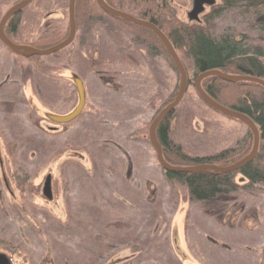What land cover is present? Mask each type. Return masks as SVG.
I'll list each match as a JSON object with an SVG mask.
<instances>
[{
    "label": "rangeland",
    "instance_id": "374dc122",
    "mask_svg": "<svg viewBox=\"0 0 264 264\" xmlns=\"http://www.w3.org/2000/svg\"><path fill=\"white\" fill-rule=\"evenodd\" d=\"M19 1L0 0V19ZM163 1L184 25L220 28L207 24L212 8H206L194 23L187 19L193 0ZM20 18L13 43L32 44L46 30H68L69 0H34ZM113 40L120 43L115 46ZM133 40L126 27L107 22L95 24L85 35L77 29L68 47L33 60L11 54L0 43V255L9 264H262L264 184L246 188L247 181L236 175L239 190L223 200L219 220L213 204L193 202L184 186L167 181L148 130L178 90L180 79L158 48L157 55H150ZM47 46L35 44L34 48L45 51L50 49ZM89 53L103 55L101 73L86 65ZM73 74L83 79L85 106L67 127L55 125L43 116L68 114L77 105L75 87L69 81ZM102 76L110 79L105 85ZM189 79L169 123L170 140L190 157H209L232 148L246 127L204 104L195 81ZM4 102L12 111L7 116L1 114ZM89 121L101 122L106 129L87 127ZM13 132L44 138L41 163H36L34 152L24 153L32 149L25 142L13 156ZM55 151L61 156L50 158ZM94 153L101 159L100 169L111 168L113 175H93ZM169 162L173 167H191L184 161ZM81 169L89 172V187L106 179L112 182L107 186L111 192L88 193ZM47 176L51 177L50 201L42 194ZM99 195L107 197L110 210L99 208L98 202L90 209ZM68 208L74 219L83 220L74 228L67 221ZM45 217L67 221L70 229L62 233L72 236V248L56 240V230ZM119 219L135 224L130 238L134 243H118L127 235L115 238L112 229L106 235L104 226ZM99 236L112 245L100 256Z\"/></svg>",
    "mask_w": 264,
    "mask_h": 264
},
{
    "label": "trees",
    "instance_id": "16d2710c",
    "mask_svg": "<svg viewBox=\"0 0 264 264\" xmlns=\"http://www.w3.org/2000/svg\"><path fill=\"white\" fill-rule=\"evenodd\" d=\"M104 2L117 11L129 14L136 19L149 22L157 27L170 42L186 71L187 78H190L189 80L191 81H195L196 77L209 71H219L226 75L253 77L264 81V0H220V4L212 7L210 14L206 18L207 24H210V22L219 24V31H213L211 29L212 27L188 26L180 23L175 19L174 11L169 8L163 0H104ZM20 16L21 13L13 16L6 24L7 31L12 34L13 38H15L18 33L21 20ZM107 22L110 24H118L124 28L126 27L129 33L134 36L132 42L135 45L146 48L148 54L157 55L158 53H156L155 49L158 48L162 56L169 63V66L178 74L165 48L150 30L106 15L99 9L95 0L75 1L76 31L80 29L85 35L91 31L95 24H106ZM68 35L69 28L68 30H46L34 43L28 46H33L34 48L35 44L45 46L49 44L47 48H51L66 40ZM36 58L37 57H33L30 58V60ZM85 60L87 61L85 62L86 65L91 71L101 73L99 69L103 66L105 61L103 55L98 54V56L95 57V54L89 53ZM72 76L78 77L84 84L80 76L76 74ZM60 78L68 81L64 77ZM100 79L104 85L110 81V79L108 80L103 76ZM69 81L74 85L71 78ZM201 88L219 105L248 117L255 124L259 132V145L256 156L235 172L217 174L213 172L171 173L164 171L163 173L167 181H175L184 186L188 191L191 201L206 204L207 207L213 204V209L215 211L214 215L220 220L224 213L222 209L223 200L227 196L236 194L239 190L238 184L234 181L236 175H240L247 181L246 188L264 184V88L251 82L227 83L217 77H209L202 80ZM177 93L178 90H176L175 94L169 96V103L175 99ZM169 103H167V105ZM14 104L15 102H13V105ZM1 107L3 109L2 115L5 113V116H7L12 112L9 105H6L5 102L1 104ZM32 115L33 117L34 115L36 116L33 110ZM172 115L173 113L162 120L156 129L157 139L161 145L164 160L168 164H170L169 161L179 160L187 162L191 167L200 165H218L219 167H226L240 161L251 151L253 136L244 125L246 127L244 136L241 137L232 148L225 149L209 157H190L185 155L180 146L174 144L169 138V123ZM43 119L47 120L44 116ZM15 121H17V119L14 117L13 107V122ZM90 126L99 130L106 129V127L102 129L103 123L101 122L89 121L87 127ZM64 127H67V125H64ZM41 137V135L37 136L34 134L24 136L23 132H13V156L19 152V148L22 147V144L25 142L26 144H30L32 149L28 151L24 150V153L34 152V155H36V163H41L43 161V155L45 154V150L42 148L45 144V140ZM49 156L50 158L53 157L58 159V157L61 156L60 151H55ZM94 156L95 158L92 160L93 175L96 176L99 174L105 177L113 175V169L111 168L106 169L105 167L100 169V165L102 164V162H100L101 159L96 156V153H94ZM88 173L89 172L83 171L82 169L79 173L84 175L87 179L85 185L91 184ZM110 182L106 179L97 183L93 182V189L88 185L86 189L88 193L94 190H97V192H99L98 190H101V192L106 190L107 194L111 192L107 187L110 186ZM16 183L19 187L18 182ZM21 183L23 184V182ZM95 199L96 201L91 204L92 206H90V209L93 208V204L96 206L98 202L97 206L99 208L108 210L110 206L107 205V197L99 195V198L96 197L94 200ZM70 209L71 208H68V216L70 217L67 221L69 220L74 228V225L78 223V225H80L83 220L74 219L72 209ZM122 216L123 214H121L120 217ZM45 220L54 226L56 230L54 232L57 233L55 237L56 240L59 242L61 241L60 243L63 245L67 242L69 244L65 246L72 248L73 244L70 243L73 241L71 240L72 236L62 233L64 229H70V225L67 221L65 223L53 222L48 220L47 217H45ZM87 221L88 220L85 222ZM104 227L107 232L106 235L109 229L113 230L116 236L115 238L121 237L124 234L127 235V238L125 237L124 240L117 239L118 243L127 241L135 242V240H130V238H133V230L136 229V226L135 224L132 225L130 221L126 223L122 219H119L109 222V224H106ZM94 241H92V244ZM103 241L102 236H99L96 244L99 249L98 256H100L102 251L106 252L112 248V245L104 243ZM54 243L55 240L53 239L52 246ZM88 264L92 263L88 262ZM262 264H264V249Z\"/></svg>",
    "mask_w": 264,
    "mask_h": 264
},
{
    "label": "water",
    "instance_id": "95a60500",
    "mask_svg": "<svg viewBox=\"0 0 264 264\" xmlns=\"http://www.w3.org/2000/svg\"><path fill=\"white\" fill-rule=\"evenodd\" d=\"M34 0H23L12 7H10L3 15V17L0 20V41L5 45L13 54L25 58L30 59L33 57H45L50 56L53 54H56L60 52L61 50L68 47L75 38L76 34V25H75V15H74V4L75 0H69V35L66 40L61 42L60 44L47 49L45 51H39L33 47H30L28 45H16L12 43L4 34V26L8 22L10 18L13 16L21 13L27 6H29ZM97 6L99 9L105 13L106 15L120 19L126 23L144 27L151 32L154 33V35L159 39L163 47L165 48L167 54L173 61L178 75H179V88L178 93L175 97V99L166 105L163 109L160 110V112L157 114V116L154 118L152 123L150 124L149 130H148V137L149 142L154 150L156 161L160 168L164 170L165 172H171V173H202V172H213L217 174H225V173H231L237 171L239 168L244 166L245 164L249 163L257 154L258 151V145H259V132L255 124L245 115L229 110L215 101H213L201 88V81L209 78V77H217L220 80L227 82V83H238V82H251L254 83L262 88H264V81L261 79L253 78V77H247V76H235V75H226L224 73H221L219 71H209L206 73H202L195 79L194 87L197 95L200 97V99L203 101L204 104H206L208 107H210L212 110L216 111L217 113L231 119L234 121H237L243 125H245L248 130L252 133L253 136V144L252 149L249 152L247 156H245L240 161L226 167H219L215 165H200V166H194V167H173L170 164H168L163 157V152L161 145L157 139L156 136V129L157 126L160 124L162 120H164L168 115L173 113V111L176 109V107L180 104L182 99L184 98V95L186 93L187 87H188V78L186 71L179 60L176 52L174 51L173 47L171 46L170 42L166 38V36L155 26L150 24L149 22L142 21L139 19L134 18L133 16L117 11L111 7H109L104 0H95ZM216 0H193L192 2V9L187 14V19L189 22L198 23L200 21V16L205 12L206 8H212L216 6ZM71 81L75 84L77 95H78V102L75 108L68 114L65 115H56V114H50L45 113L44 117L51 123L55 125H66L74 121L76 118L80 116L82 113V110L85 106V89L82 81L75 76L71 77ZM42 194L44 198L50 200L52 198V191H51V177L47 176L43 185ZM9 261L4 255H0V264H8Z\"/></svg>",
    "mask_w": 264,
    "mask_h": 264
},
{
    "label": "flooded vegetation",
    "instance_id": "af4514ba",
    "mask_svg": "<svg viewBox=\"0 0 264 264\" xmlns=\"http://www.w3.org/2000/svg\"><path fill=\"white\" fill-rule=\"evenodd\" d=\"M160 1V0H159ZM7 24V23H6ZM4 34H5V36L13 43V36H12V34L11 33H9L8 31H7V27H6V25L4 26ZM153 33V32H152ZM0 43L1 44H3L1 41H0ZM111 43H113V45H115V46H117V44H119L120 42L117 40V41H115V40H113ZM5 48H6V50L7 51H9L11 54H13L5 45H3ZM121 64H123V63H121ZM74 84V83H73ZM74 87H75V84L73 85ZM75 91H76V95H77V90H76V87H75ZM77 102H78V95H77ZM75 108V107H74ZM83 111V110H82ZM65 115V114H64ZM157 136V135H156ZM51 190H52V188H51ZM46 199V198H45ZM48 200V199H47ZM50 200H52V198L50 199ZM50 200H48V201H50ZM9 264V263H8Z\"/></svg>",
    "mask_w": 264,
    "mask_h": 264
}]
</instances>
